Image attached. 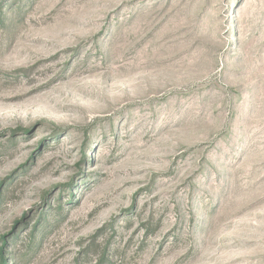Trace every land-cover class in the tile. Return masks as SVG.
Listing matches in <instances>:
<instances>
[{"label": "rangeland", "instance_id": "obj_1", "mask_svg": "<svg viewBox=\"0 0 264 264\" xmlns=\"http://www.w3.org/2000/svg\"><path fill=\"white\" fill-rule=\"evenodd\" d=\"M0 264H264V0H0Z\"/></svg>", "mask_w": 264, "mask_h": 264}]
</instances>
